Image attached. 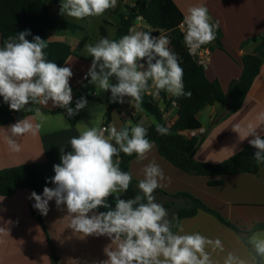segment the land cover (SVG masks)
Returning <instances> with one entry per match:
<instances>
[{"label":"clouds","instance_id":"clouds-1","mask_svg":"<svg viewBox=\"0 0 264 264\" xmlns=\"http://www.w3.org/2000/svg\"><path fill=\"white\" fill-rule=\"evenodd\" d=\"M116 5L117 0H62L60 11L62 15L83 19L101 16ZM180 28L189 54L193 55L216 39L219 22H212L206 6H191ZM30 35V30L20 31L0 46V97L12 111L24 110L30 104L47 106L51 101L53 106L65 109L69 117L76 115L88 102L81 97L75 108L70 107L72 69L47 60L44 51L47 40L36 35L30 41L26 38ZM169 44L167 36H153L151 30L135 28H130L129 34L119 40L101 38L85 46L92 61L84 79L90 77V84L101 91H110V102L123 104L128 97L130 103L135 101L136 109L141 107L143 94L153 90L156 94L166 91L172 96L190 97L191 92L184 89L182 58ZM113 77L115 83L111 82ZM35 111L39 113L40 109ZM260 125H264V112L258 115L255 125L246 126L240 138L253 137L248 140L256 149L253 159L264 164V138L257 133ZM33 130L31 117L11 125L7 130L11 135L5 136L9 148L19 151L14 137ZM240 130V125H236L235 131ZM156 131L167 135L169 128L158 124ZM147 136L148 130L142 124L119 129L114 125L86 128L70 139L71 151L65 154L61 149V163L53 166L55 175L50 180L55 187H44L42 195L31 193L33 207L46 216L49 201L54 200L57 208L66 206L69 227L75 233L83 237H108L111 243L104 248L107 259L99 264H220L211 254L224 251L219 238L213 240L200 233L181 234L184 230L178 219L169 218L166 208L156 201L155 190L161 181L170 178L165 177L155 161L142 170L140 194L131 199L119 197V193L129 189L133 179L129 172L121 170L120 153L147 159L153 148ZM113 194H117L114 208L108 203ZM99 208L107 211H95ZM5 232L8 233L7 228L0 227V233ZM247 243L253 253L251 260L228 252L223 264H264V230L249 235Z\"/></svg>","mask_w":264,"mask_h":264},{"label":"crops","instance_id":"crops-1","mask_svg":"<svg viewBox=\"0 0 264 264\" xmlns=\"http://www.w3.org/2000/svg\"><path fill=\"white\" fill-rule=\"evenodd\" d=\"M60 1L62 3V0ZM136 1H117L116 7L108 10L116 17L104 18V24L115 25L117 29L119 15L127 14ZM172 2L182 19L189 7L204 5L208 8L212 22H219L216 39L204 46L211 52L204 68L207 77L210 80L217 79L223 90L228 92L232 81L242 74V56L245 49L252 44L258 46L261 36L264 35V0H172ZM48 7L54 19L72 22L67 15L61 14V5L50 0ZM88 19L89 17H85L77 22L84 33L86 26L88 27ZM144 24L148 25L146 21ZM7 38L2 36L0 41L4 42ZM83 39L85 43L78 49ZM46 40L66 42L74 51L62 66L72 69L73 76L69 83L74 98L91 65L92 57L86 53L85 46L93 39L88 35L80 38L77 32L49 30L46 33ZM148 94L158 102L161 110L166 109L164 118L168 125L173 124L177 108L174 105L166 108L164 101L160 102L158 97H155L154 90ZM171 97L173 96L167 93V99ZM129 101L130 98L125 97V103H118L112 112L109 125L119 129L136 124H142L144 127L156 124L154 116L141 107L136 109L135 101L131 103ZM31 107L34 113L23 119L31 117L34 130L23 136L14 137L20 146L19 151H12L5 140L6 135H11L7 131L9 127L19 120L0 126V170L30 163L47 162L51 167L61 163V149H64L65 154L71 151L70 139L79 136L86 128L93 127L94 118L101 120V117L103 119L105 117V111L101 113L93 109V113H88L85 107L79 111V121L73 127L66 113L50 112L59 108L53 106L51 101L47 106L31 104ZM37 108L40 109L39 113L35 111ZM229 109V103L205 107L198 115L201 129L184 132L189 138L204 135L203 142L194 154L195 160L213 164L223 162L242 150L248 144V140L253 138L250 136L241 139L246 126L255 125L258 115L264 112V61L241 108L233 113H229ZM236 125H240L239 133L235 131ZM257 133L260 136L264 135V125L257 128ZM152 143L153 148L147 159L139 160L136 156L130 162L129 171L133 179L137 182L143 179V168L155 161L163 169L165 177L170 178V181L168 179L161 181L158 189L169 195L190 194L240 229L237 231L230 228L215 215L201 210L193 217L178 220L184 230L181 234L200 233L213 240L219 238L224 251L211 252V249L209 251L213 260L219 261L220 264H223L228 252H235L242 258L251 260L253 253L250 251L247 237L253 233L251 230L255 225L264 223V166L257 174L192 175L170 163L159 153L156 144ZM218 180H222L223 184L216 186L210 184ZM32 192L30 189H20L11 197L0 198V227L8 230V233H0V264H99L100 261L107 259L104 248L111 243L110 239L106 236L83 237L82 234L75 233L69 227L70 217L67 216L66 206L57 208L54 200L49 201L46 216L40 213L46 228L44 230L31 211L35 203L29 199ZM122 193L124 192L119 194ZM154 194L156 201L162 205L167 201H173L160 192ZM176 201L180 202L179 199ZM168 213L169 218L175 217L172 212ZM9 221L11 223H8Z\"/></svg>","mask_w":264,"mask_h":264},{"label":"trees","instance_id":"trees-1","mask_svg":"<svg viewBox=\"0 0 264 264\" xmlns=\"http://www.w3.org/2000/svg\"><path fill=\"white\" fill-rule=\"evenodd\" d=\"M49 1L0 0V37L15 36L20 31L30 30L32 35L26 37L28 40L31 41L33 36L36 35L46 40V33L49 30H66L72 33L83 30L80 25L71 21L54 19L49 12ZM53 1L61 5L60 0ZM176 11L172 0H137L135 5L129 8L127 14H120L118 17V27L113 40H119L122 36L129 34V30L138 16L143 17L151 27L168 31L171 40V50L182 58L180 65L184 69V89L186 92H191L190 97L173 96L170 99H167L166 91L160 92L166 108L173 105L177 108L175 121L171 125H168V122L164 118L166 109L161 110L158 102L151 95L148 93L143 94L141 108L156 119V124L145 127L148 130L147 138L156 144L159 153L170 163L192 175L225 176L240 173L257 174L264 164H258L253 159L256 149L249 143L242 150L223 162L217 164L201 162L194 159V154L203 142L204 135L189 138L184 132L201 129V122L198 115L209 105L229 103V113H233L241 108L264 61V35L261 36L254 54H244L242 56V74L238 79L232 81L228 92H225L220 82L217 79L210 80L206 75L204 66L199 65L189 54V50L185 45L184 34L180 30V23L183 19ZM100 31L103 36L107 37V29L104 26L100 28ZM3 43L1 40L0 46H3ZM84 43L85 39L80 42L78 49H81ZM44 51L46 59L55 62L60 67L74 54L71 45L63 41L47 42V48ZM89 80L90 77L88 80L85 79L83 81L70 107L75 108L76 101L81 97L91 100L96 99L94 96L95 85L90 84ZM115 82L114 80L112 83ZM110 97L111 93L109 91L105 102L106 112L104 117V124L107 126L111 122L113 110L118 105V103L110 102ZM50 112L67 114V111L60 107ZM33 113L34 109L31 107V104L26 106L24 110L12 111L8 104L3 102V98L0 97V126L21 120L25 116ZM79 117V112L69 117L71 126H76ZM158 124L168 127L169 133L167 135H160L156 131ZM261 137L264 138V135ZM135 157V154L128 156L120 153L121 170L130 173L129 165ZM54 175L53 167L47 162L22 164L1 169L0 198L11 197L20 189H30L37 194L42 193L44 187H55L50 182ZM138 183L132 179L129 189L122 194H118L119 197L122 199H131L135 195L140 194ZM210 184L215 186L222 185L223 181L218 180ZM158 192L173 200L165 202L163 206L168 212H172L178 220L193 217L202 210L215 215L224 225L240 231L237 226L226 221L220 213L190 194L178 193L169 195L157 188L154 193ZM116 195L113 194L108 199V203L113 208L115 206ZM177 199L180 202H177ZM31 211L44 230H46L40 212L33 205ZM95 211L104 212L107 209L99 208ZM259 230H264V223L255 225L251 231L256 232Z\"/></svg>","mask_w":264,"mask_h":264},{"label":"rangeland","instance_id":"rangeland-1","mask_svg":"<svg viewBox=\"0 0 264 264\" xmlns=\"http://www.w3.org/2000/svg\"><path fill=\"white\" fill-rule=\"evenodd\" d=\"M110 16H112L113 18L116 17L113 14H110L108 12V10L101 16H90L89 19H88V27L86 26V28H87L86 29V33L82 32L80 30V31L77 32V35L80 38H82L85 35H88L89 37H91V39H93V41L90 44H95L101 38H108L109 40H113L115 35H116V30H117L116 26L115 25L106 26L104 24V22H103L104 18L108 19ZM68 18L70 20H72V22H74V23H77L78 21L80 22V19H76V18H73V17H70V16H68ZM103 25L107 28V37H105V36H103L101 34L100 28ZM114 80H115V78L113 77L111 79V82H113ZM108 92L101 91L98 87H96L94 96L97 99H92V100L91 99H87L88 103H87L86 108H85L86 112L93 113V109H96V111H99L101 113L104 112V111L106 112V104H105V102H106V99H107V96H108ZM155 97L156 98L158 97V100H160V102L163 101L162 97H161V95L159 93L158 94L155 93ZM100 99H101L102 102L100 101ZM163 104H165V103L163 102ZM165 106H166V104H165ZM92 124H93V127H98L99 128V127L104 125V119L102 117H101V120H100V118H98V119L94 118L92 120ZM131 125H133V123H131Z\"/></svg>","mask_w":264,"mask_h":264},{"label":"built area","instance_id":"built-area-1","mask_svg":"<svg viewBox=\"0 0 264 264\" xmlns=\"http://www.w3.org/2000/svg\"><path fill=\"white\" fill-rule=\"evenodd\" d=\"M117 1H121V0H117ZM144 19L141 16H138L133 24V26L131 28H135L138 31H148L151 30L152 31V35L153 36H159V35H164L167 36L170 39L169 33L168 31L165 30H159L157 28L151 27L149 24L145 25L144 24ZM180 30L182 31V29L180 28ZM182 33L184 34V32L182 31ZM171 41V40H170ZM169 47L171 49V42L169 44ZM210 50L204 46H202L201 50H199V52L197 54H193L191 55L199 65L205 66V64L207 63L209 56H210ZM102 127H108L107 125H103Z\"/></svg>","mask_w":264,"mask_h":264},{"label":"water","instance_id":"water-1","mask_svg":"<svg viewBox=\"0 0 264 264\" xmlns=\"http://www.w3.org/2000/svg\"><path fill=\"white\" fill-rule=\"evenodd\" d=\"M257 45L256 44H252L249 45L246 49H245V54H254L255 53V49H256ZM248 234V233H246Z\"/></svg>","mask_w":264,"mask_h":264}]
</instances>
